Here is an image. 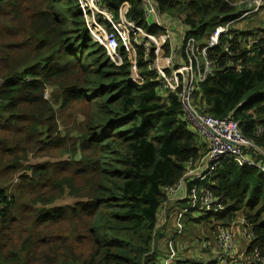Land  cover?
Returning <instances> with one entry per match:
<instances>
[{"label":"trees","instance_id":"trees-1","mask_svg":"<svg viewBox=\"0 0 264 264\" xmlns=\"http://www.w3.org/2000/svg\"><path fill=\"white\" fill-rule=\"evenodd\" d=\"M154 1L168 25L187 27L202 44L244 13L239 0ZM125 2L138 26L164 33L144 18L142 0L101 6L118 17ZM247 22L210 52L217 69L193 103L233 115L264 149V30ZM119 40L117 66L92 39L79 0H0V264H156L161 209L175 202L164 189L208 148L177 92L159 93L148 70L154 52L146 57L136 44L134 56ZM244 152L263 161L251 147ZM203 185L226 209L194 221L218 231L241 213L255 233L254 264L255 248L264 255V171L225 159Z\"/></svg>","mask_w":264,"mask_h":264},{"label":"built area","instance_id":"built-area-1","mask_svg":"<svg viewBox=\"0 0 264 264\" xmlns=\"http://www.w3.org/2000/svg\"><path fill=\"white\" fill-rule=\"evenodd\" d=\"M79 1L92 39L106 49L110 60L117 66L124 63L119 39L134 56H136V44L146 48V57H149L151 50L154 52L155 57L150 59L148 70L156 74L155 79L158 83L159 93L166 95L170 91L177 92L187 119L208 142L206 154L195 163L189 162L185 175L176 184L164 189L170 199L176 198L178 193L187 192V207L177 213L180 231L183 217L187 212L192 211L194 216L196 212L214 217L223 214L225 206L210 188L203 185L204 182L215 167L225 159H232L241 166H253L264 171V149L244 135L240 122L233 115L218 118L204 114L195 108L193 100L200 85L215 75L217 62L212 60L210 52L219 45L221 36H227L234 23H239L251 13L258 12L263 6L264 0H239L233 3L234 5H245L247 10L234 21L228 22L226 25H219L205 44L198 41L196 37L188 35L187 31L189 30L186 28L182 34V43L179 47L181 53L179 50V54L177 49L175 50L176 47L174 48L172 45L168 52L166 40L169 38V25L162 20L154 0H142V11L150 25L155 23V26L165 30L164 36L154 35L138 26L134 20L127 17L128 9L121 7L119 16L115 17L106 7L101 6V0ZM248 42L251 44L252 40L248 39ZM225 51L229 55L232 54L230 47H226ZM134 67L133 65L132 71ZM134 70L136 71V68ZM136 77V73H132L134 81H137ZM2 83L3 79L0 78V85ZM262 131L263 129L259 127L257 134ZM246 147L253 148L262 156L263 161H256L249 154H245ZM168 205L169 203L165 207ZM235 228L232 224L218 227L216 241L219 253L212 264H231L233 262L238 246ZM241 229L248 243L253 242L255 233L246 220L241 224ZM170 251V256L174 257L176 252L172 244ZM252 256L254 264H264V255L261 254L259 248H255ZM176 264L197 263L181 260Z\"/></svg>","mask_w":264,"mask_h":264},{"label":"crops","instance_id":"crops-1","mask_svg":"<svg viewBox=\"0 0 264 264\" xmlns=\"http://www.w3.org/2000/svg\"><path fill=\"white\" fill-rule=\"evenodd\" d=\"M238 2V1H237ZM236 3V2H235ZM234 5V4H233ZM236 6H243L244 12L247 10V7L245 5H236ZM124 9H130V4L129 2H125L122 6ZM160 12V11H159ZM161 14V13H160ZM254 14H257L259 16L257 21L250 20L253 16L248 18L247 22V27L251 28L254 25L259 26L262 30H264V4L260 8L258 12H254ZM162 20L165 21L164 16L161 14L160 15ZM250 16V15H248ZM246 16L245 18H247ZM244 18V19H245ZM166 22V21H165ZM173 20H171V23ZM170 23V24H171ZM169 24V31L171 32L173 28H177L180 30L179 35L182 39V34L184 30L187 28L185 26H182L181 24ZM181 28V29H180ZM184 28V29H183ZM169 32V38H167L166 43L168 49L171 47H176L175 43L173 42L174 38L173 35H171ZM164 33L161 35L164 36ZM177 49V52L179 54V48L176 47L175 50ZM181 53V50H180ZM134 68L132 73H136L137 76H139L140 81H136L138 83L143 82V78L140 76V73L134 64ZM136 68V71L134 70ZM196 133H199L197 130L195 131ZM200 134V133H199ZM202 140L205 142L206 147L208 148V142L202 136ZM203 150H204V143H203ZM174 198V203L171 202L169 203L168 206H164L161 209V215H160V227L157 230H160L158 234V239L155 237V246H156V264H176L178 261L181 260H189V261H194L197 264H212L216 256L218 255V247H217V241H216V235H210L211 231L209 228L205 227L204 231L202 234H200V225L198 222H195L194 220V214L192 211L185 213L182 221V229L180 231L179 225L177 222V213L181 209L187 207V192L183 191L181 193H178ZM221 215V214H220ZM219 216V215H218ZM245 218L240 214H238L234 220L231 223L238 224L236 226V232H237V241H238V246L236 249V252L234 254L233 258V264L237 261L238 264H241V260L236 259V255L241 252V256L244 257L245 259L248 260L250 263L251 260V255L249 248V243L248 240L245 239V236H243V230L241 229V224L245 222ZM204 233V239H202ZM206 235H209L206 237ZM204 240L203 244L201 243ZM208 244H206V242ZM212 241V242H210ZM246 241L248 248L245 250L246 246ZM214 242V243H213ZM173 245L174 250L176 252V255L174 257H171V251H170V245ZM245 251V252H244ZM158 258H159V263H158ZM242 264H247V263H242Z\"/></svg>","mask_w":264,"mask_h":264},{"label":"rangeland","instance_id":"rangeland-1","mask_svg":"<svg viewBox=\"0 0 264 264\" xmlns=\"http://www.w3.org/2000/svg\"><path fill=\"white\" fill-rule=\"evenodd\" d=\"M239 10H241L240 8H239ZM251 16H253L250 20H254V18H255V20L254 21H257L258 20V18H259V16L257 15V14H254V13H251L250 14V16H248L247 17V21H249L248 20V18L249 17H251ZM246 19V18H245ZM242 20H244V18L242 19ZM243 22V21H242ZM239 23H240V21H239ZM238 23V24H239ZM181 29V28H180ZM184 29V28H183ZM179 32H180V30H178L177 28H173V30L170 32V34L171 35H173V38H174V40H173V42L175 43V45H176V47H180V45H181V43H182V39H181V37H180V35H179ZM136 79H137V81H140V79H139V76H137L136 77ZM191 128H192V131H196V128L192 125L191 126ZM250 139H252V138H250ZM199 216H201V213L200 212H196V214H195V217H199ZM210 219H213L214 218V216L213 215H210V217H209ZM205 225H206V222L203 220V221H201V225H200V234H202V232L204 231V229H205ZM232 225H234V227H236L238 224H234V223H232ZM159 232H160V230L158 231V234H159ZM217 233V231H215V230H213V231H211V233H210V235H216V233ZM158 234H157V239H158ZM209 235H206V237H208ZM202 239H204V233H203V237H202ZM203 242H204V240L201 242L202 244H203ZM210 242H212V241H210ZM214 243V242H213ZM248 248V245H247V241H246V246H245V250ZM245 252V251H244ZM241 252H239L237 255H236V259H238V260H241V264L244 262V263H247V264H249V262H248V260L247 259H245L244 257H242L241 256ZM158 263H159V258H158ZM231 264H233V262H231ZM234 264H238L237 263V261L234 263Z\"/></svg>","mask_w":264,"mask_h":264}]
</instances>
